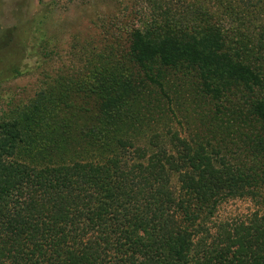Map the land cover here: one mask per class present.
Returning a JSON list of instances; mask_svg holds the SVG:
<instances>
[{
	"label": "trees",
	"instance_id": "16d2710c",
	"mask_svg": "<svg viewBox=\"0 0 264 264\" xmlns=\"http://www.w3.org/2000/svg\"><path fill=\"white\" fill-rule=\"evenodd\" d=\"M147 1L0 114V264H264V215L212 221L264 188V0ZM173 75L215 108L200 136L169 125Z\"/></svg>",
	"mask_w": 264,
	"mask_h": 264
},
{
	"label": "rangeland",
	"instance_id": "374dc122",
	"mask_svg": "<svg viewBox=\"0 0 264 264\" xmlns=\"http://www.w3.org/2000/svg\"><path fill=\"white\" fill-rule=\"evenodd\" d=\"M140 4L149 8L147 0H0V114L29 102L56 76L76 74L85 54L103 44V28L112 17L124 20L134 7L139 11ZM15 66L23 73L12 78L9 69ZM175 77H169L166 88L175 113L169 125L181 137L200 136L209 119L216 122L215 108L210 118L205 112L200 117L195 104L204 106V99L191 86V76ZM230 120L234 124L231 116ZM224 134L236 139L230 127ZM218 206L213 223H244L253 214L264 215V188L254 198L228 199Z\"/></svg>",
	"mask_w": 264,
	"mask_h": 264
}]
</instances>
